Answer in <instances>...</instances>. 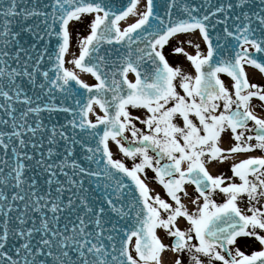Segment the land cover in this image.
<instances>
[{
  "label": "snow or ice",
  "instance_id": "obj_1",
  "mask_svg": "<svg viewBox=\"0 0 264 264\" xmlns=\"http://www.w3.org/2000/svg\"><path fill=\"white\" fill-rule=\"evenodd\" d=\"M139 4L0 0V264H264V155L209 170L264 152L246 70L264 73V0ZM74 23L88 33L71 63L95 84L66 66ZM197 32L206 53L171 49L193 74L165 48Z\"/></svg>",
  "mask_w": 264,
  "mask_h": 264
},
{
  "label": "flooded vegetation",
  "instance_id": "obj_2",
  "mask_svg": "<svg viewBox=\"0 0 264 264\" xmlns=\"http://www.w3.org/2000/svg\"><path fill=\"white\" fill-rule=\"evenodd\" d=\"M170 44L171 43H169V45H167L166 48H165L166 55H167V53L171 52L172 48L170 47ZM182 62H183L184 67H185V65L187 66V68L185 67L186 68V70H185L186 72L194 73V69L192 68L190 61H188L185 58V60L182 59ZM225 75H227V74H225ZM248 75H249V79H250V81L252 83H256V84H260V85L264 86V77L263 76L260 75L262 80H258L253 75H250V74H248ZM224 77H226V76H224ZM224 77H222V78H224ZM252 103H253L254 111L258 115L264 116V103L260 102L258 99H254ZM139 114L142 115V112H139ZM232 143H234V142L230 139V137L225 136L223 141H222V146L224 148H228V147H230L232 145ZM260 155H264V152H261L260 150H256V151H253V152H250V153L238 154V155L235 156L234 160L230 159L229 161H227L225 163H216V164L210 165L209 166V170L212 172L213 175H218L220 173H224V174H226L228 176H231L232 173L230 171V165L233 162H238L240 159L246 158L247 156H260ZM147 173L149 175L148 177H150V174H153L154 178H155V173L151 169H148ZM147 180L149 181V179H147ZM237 182H239L238 179H237ZM148 184L150 186V182H148ZM156 184H157V186L160 187V189L162 190V194H164V196H165V197H163V196L162 197L165 198V199H169L167 197V195H166V192H165L163 186L160 185L158 182ZM151 187H152V185L150 186V188ZM186 187L188 189V192L191 193L192 197H194L197 194L196 191H195L194 185L188 184V185H186ZM215 198L217 199L218 202H223V199H224L222 194H218ZM183 199H184V202L187 204L189 210L190 211L194 210V205H192V203H191V198L190 197H183ZM241 207L242 208L246 207V204L241 203ZM186 226H187L186 221L181 219L180 227L184 228ZM165 243H170V240L169 239H165ZM241 247H242V250H244L246 253H250L251 251L259 250L262 247V245H260V243L258 241H256L254 238H250V239L241 241Z\"/></svg>",
  "mask_w": 264,
  "mask_h": 264
},
{
  "label": "rangeland",
  "instance_id": "obj_3",
  "mask_svg": "<svg viewBox=\"0 0 264 264\" xmlns=\"http://www.w3.org/2000/svg\"><path fill=\"white\" fill-rule=\"evenodd\" d=\"M146 3V0H144V4ZM144 4L143 6L140 8V10L142 11L143 8H144ZM90 19V18H89ZM88 33V29L84 26V25H77V24H73L72 26V43H71V50H70V53L68 54L67 56V63H66V66L77 71V68L75 67V65H73L71 63V60L74 59L76 56L79 55V51H78V45H79V39L83 36V35H86ZM185 36V35H184ZM189 36V34H188ZM187 35L185 37H188ZM184 37V38H185ZM190 37V36H189ZM192 37V36H191ZM193 40H197V42L200 44V47H201V50L204 51L206 53V45L205 43L201 40L202 38L200 37V34H196L193 36L192 38ZM183 40V39H182ZM181 40V41H182ZM170 47L173 48L175 46H182L185 48V50H187L186 46L185 45H182L181 42H180V39H176V40H171L170 41ZM194 51V54L196 52V49H193ZM167 56L169 58V61L173 64V66H179L181 68H183L184 70H186V68L184 67L183 65V62H182V59L185 60L186 56H184L183 54H172V52H169L167 53ZM187 59V58H186ZM189 69V68H188ZM187 69V70H188ZM88 76V75H87ZM226 76V77H224ZM222 77H224L223 79L225 80L226 83L228 84H231V79L230 77H228L227 75L225 74H222ZM88 81H92L91 78L88 76V78H86ZM96 112L99 113V109L98 107L96 108ZM100 114V113H99ZM136 114H139V112H137ZM93 119H95V115H93L92 117ZM112 149H113V152L116 156V158H120V159H124L126 163L129 164V166H131V163L132 161L128 158H125L123 156L122 153L119 152L117 146L113 143L112 145ZM150 174V173H149ZM148 175V173H147ZM149 176V175H148ZM149 181L150 182V186L152 185V189L154 190V193L158 192L161 196L165 197L164 194H162V190L160 189L159 186H157V182L155 181V178H154V175L153 174H150V177H148ZM153 183V184H152Z\"/></svg>",
  "mask_w": 264,
  "mask_h": 264
},
{
  "label": "bare ground",
  "instance_id": "obj_4",
  "mask_svg": "<svg viewBox=\"0 0 264 264\" xmlns=\"http://www.w3.org/2000/svg\"><path fill=\"white\" fill-rule=\"evenodd\" d=\"M143 4H144V0H140V4L138 5V9H140L142 6H143ZM125 23L124 22H122L121 23V27H125ZM186 36V35H185ZM184 35L183 36H179V37H177L178 39H180V40H182L181 41V43L183 44V45H185L186 46V48H187V52L188 53H190V54H193L194 53V51H193V49L195 48L194 47V45H195V43H198L197 42V40H193L192 38H193V36H194V34H189V36L188 37H185ZM192 36V37H191ZM185 37V38H184ZM189 39H191L192 41H193V43L192 44H188L187 43V41L189 40ZM185 67L187 68V66L185 65ZM250 75H253V73L252 72H250Z\"/></svg>",
  "mask_w": 264,
  "mask_h": 264
},
{
  "label": "water",
  "instance_id": "obj_5",
  "mask_svg": "<svg viewBox=\"0 0 264 264\" xmlns=\"http://www.w3.org/2000/svg\"><path fill=\"white\" fill-rule=\"evenodd\" d=\"M105 48H107V45L105 46Z\"/></svg>",
  "mask_w": 264,
  "mask_h": 264
}]
</instances>
